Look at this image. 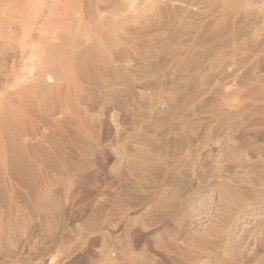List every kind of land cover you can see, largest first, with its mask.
Wrapping results in <instances>:
<instances>
[{
  "label": "rangeland",
  "instance_id": "374dc122",
  "mask_svg": "<svg viewBox=\"0 0 264 264\" xmlns=\"http://www.w3.org/2000/svg\"><path fill=\"white\" fill-rule=\"evenodd\" d=\"M33 2L0 36V264H264V0H70L54 32Z\"/></svg>",
  "mask_w": 264,
  "mask_h": 264
},
{
  "label": "bare ground",
  "instance_id": "6f19581e",
  "mask_svg": "<svg viewBox=\"0 0 264 264\" xmlns=\"http://www.w3.org/2000/svg\"><path fill=\"white\" fill-rule=\"evenodd\" d=\"M0 1H3V0H0ZM8 1V0H7ZM10 1V3H8V6L10 7V11L12 10V12H13V14L14 15H12V13H9V16L7 15V11H5V13H6V15L8 16V18L6 17V15L4 16L5 18H7V20H5V22L6 21H9V18L11 17V16H17V15H19V14H21V16H22V13H24V12H26V13H24L25 15H24V17L22 18V17H20V18H22L21 20L22 21H20V19H19V17H16L17 19H19V21L20 22H18V25L21 27V30H22V32L23 33H25V32H29L30 33V30L33 28V27H35L36 26V24H39V23H37L36 22V20L38 19L39 20V17H37V13H36V11L38 10V9H36V7L34 8V2H33V0H9ZM8 1V2H9ZM59 1V5L58 6H53L52 7V5L50 6V8H49V12L47 13L48 15H46L47 16V18H44V19H46V22H42L44 25L42 26V28L44 29V28H46L47 29V26H48V28L49 29H47V32H49V31H55V28L56 27H58V26H54L55 28L53 29L52 27H51V24H53L54 22H55V24L56 23H60L61 25L63 24V23H65L66 21H65V18L67 17V15H68V11L70 10V11H75L76 10V8H75V6L74 5H70V3H69V1L70 0H58ZM71 2H72V0H71ZM2 5V4H1ZM0 5V6H1ZM7 4H5V6H6ZM4 6V7H5ZM48 6V7H49ZM7 7V6H6ZM5 7V8H6ZM4 9V8H3ZM9 9V8H8ZM2 10V9H1ZM40 10V9H39ZM43 10V9H42ZM41 10V11H42ZM4 11H2V12H4ZM77 11V10H76ZM5 13H3V15L5 14ZM73 13V12H72ZM11 15V16H10ZM56 15H60L61 17H64V18H57L56 19ZM38 16H40V17H42V15L41 14H39ZM55 17V18H54ZM15 18V19H16ZM67 19V18H66ZM2 21V20H1ZM12 21H13V24H7V22H6V24H4L5 22H3L2 21V25H0V36L2 35V32L4 31V29L6 28V29H8L9 27H11V25L13 26L14 25V20H11V23H12ZM69 21V20H68ZM36 22V23H35ZM10 23V22H9ZM16 24H17V22H16ZM46 25V27H44ZM66 26V25H65ZM59 28H61L60 26H59ZM69 28V27H68ZM58 28H56V30H57ZM9 30V29H8ZM42 30V29H41ZM67 30V29H66ZM33 31V30H32ZM59 31H60V29H59ZM44 33V32H43ZM51 33V32H50ZM47 34V33H46ZM32 35V34H31ZM4 36H6L7 37V35H4ZM47 36H49V33H48V35ZM49 37H51V38H53L52 36H49ZM49 37H48V39H49ZM2 39H3V37H1ZM41 38H43V37H41ZM44 38H46V36L44 37ZM13 39H14V37H13ZM29 39V37L28 36H25V35H22V39H20L21 40V42H22V44H23V42L24 43H26V41ZM15 40H17V39H15ZM19 40V41H20ZM42 41L43 40H45V39H41ZM40 40V41H41ZM7 41V40H6ZM11 41H12V38H11ZM48 41V40H47ZM13 42V41H12ZM32 42V41H31ZM14 43H15V41H14ZM20 44V43H19ZM42 44V43H41ZM47 44V43H46ZM52 69V68H51ZM50 68H49V70L48 71H50L51 70ZM13 70V69H12ZM45 71L43 72V73H48V72H46L47 70H46V67H45V69H44ZM52 71V70H51ZM42 73V74H43ZM50 73V72H49ZM39 74L41 75V71L39 72ZM42 76V75H41ZM41 76H39V79H38V77L36 78V79H38L37 80V84H36V86L38 87V89H36V93L37 92H40V91H42V90H44L43 91V95L42 96H38V94L39 93H37V98L39 97V98H41V99H43V98H45L44 96H45V94H46V96L49 94V95H52L53 93V95L55 96L56 94H55V88H58V87H56V86H51L50 84H48V85H50V86H47L42 80L43 79H41L40 80V77ZM48 77V76H47ZM49 78V80L51 79V77L49 76L48 77ZM28 81V80H27ZM30 81V80H29ZM28 81V83H31V82H29ZM4 82V81H3ZM3 82H2V80L0 81V88H4L3 87ZM7 82V81H6ZM49 82V81H48ZM33 84H34V82H33ZM27 85V84H26ZM25 85V86H26ZM6 86V85H5ZM27 88H28V86H27ZM30 89V90H29ZM28 90H29V92L31 91V87L29 88ZM33 89H35V88H33ZM33 89H32V91H33ZM38 90V91H37ZM53 91V93L52 94H50V92H52ZM32 92H30L29 93V95L31 94ZM48 93V94H47ZM58 93V92H57ZM20 94V93H19ZM22 94H23V92H22ZM28 95V94H27ZM24 96V95H23ZM22 96V97H23ZM26 96V95H25ZM24 96V97H25ZM53 96V97H54ZM24 97H23V99H24ZM28 97H30V96H28ZM36 98V97H35ZM50 97H48V99H49ZM52 98V97H51ZM26 99V98H25ZM3 100H1L0 102H1V104H0V106L1 107H3L4 105H5V107H3V110H4V108L7 110L8 108H6L8 105L6 104L7 103V101H3ZM25 101V100H24ZM34 101H36V100H34ZM46 102L47 100H43V102ZM37 102H39L40 103V100H38ZM14 106H17V105H14ZM15 109V108H14ZM12 113V112H11ZM13 122H15V119H14V116L13 115H11V114H8L7 112H3L1 115H0V126H2L3 128H11L10 126H13L12 124H13ZM19 123V122H18ZM19 125V124H18ZM16 128V127H15ZM12 129V128H11ZM14 129V128H13ZM11 131V130H10ZM13 131H16V130H13ZM12 131V132H13ZM18 131H20V129L18 130L17 129V133L16 134H19V132ZM23 132H24V129L22 130ZM21 132V131H20ZM4 133H7V132H4ZM3 133V134H4ZM22 133V132H21ZM21 133L19 134V135H21ZM22 135H24V134H22ZM6 136H7V134H6ZM5 136V139H8V137H6ZM18 135H16V137H17ZM15 137V136H14ZM22 137V136H21ZM24 137V136H23ZM22 137V138H23ZM10 138H11V136H10ZM18 139H19V137H17ZM25 139H26V137H24ZM18 139H16V140H18ZM9 140V139H8ZM1 141V140H0ZM10 141V140H9ZM23 141V140H22ZM18 142V141H17ZM26 142V141H25ZM4 143V142H3ZM7 143H9V142H7ZM11 143V142H10ZM18 143H20V141L18 142ZM18 143H12V145L9 147V151L11 152H14V153H16L17 154V156H19V157H22V156H24L21 152H18L19 150H17V148H16V144H18ZM23 142H21L20 144H22ZM24 144V143H23ZM0 145H1V143H0ZM18 146V145H17ZM20 146H22V145H20ZM0 147H2V146H0ZM5 147V146H4ZM24 147V146H23ZM22 148V147H21ZM7 149V148H6ZM1 151H2V148H1ZM9 152V153H10ZM11 152V153H12ZM3 153V152H2ZM13 154V153H12ZM11 154V155H12ZM15 154V155H16ZM3 155V154H2ZM6 156V155H5ZM23 158V157H22Z\"/></svg>",
  "mask_w": 264,
  "mask_h": 264
}]
</instances>
